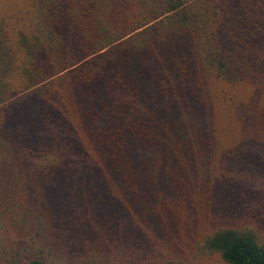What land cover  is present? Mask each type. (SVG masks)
<instances>
[{
  "label": "trees",
  "instance_id": "16d2710c",
  "mask_svg": "<svg viewBox=\"0 0 264 264\" xmlns=\"http://www.w3.org/2000/svg\"><path fill=\"white\" fill-rule=\"evenodd\" d=\"M211 259L264 264V0H0V264Z\"/></svg>",
  "mask_w": 264,
  "mask_h": 264
},
{
  "label": "rangeland",
  "instance_id": "374dc122",
  "mask_svg": "<svg viewBox=\"0 0 264 264\" xmlns=\"http://www.w3.org/2000/svg\"><path fill=\"white\" fill-rule=\"evenodd\" d=\"M255 186H257V188L259 187V184H255ZM203 264H225L222 260H218V259H211V260H206V262H204Z\"/></svg>",
  "mask_w": 264,
  "mask_h": 264
}]
</instances>
